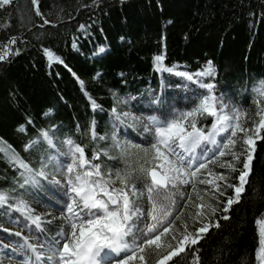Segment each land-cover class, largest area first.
Here are the masks:
<instances>
[{
    "label": "trees",
    "instance_id": "1",
    "mask_svg": "<svg viewBox=\"0 0 264 264\" xmlns=\"http://www.w3.org/2000/svg\"><path fill=\"white\" fill-rule=\"evenodd\" d=\"M12 37L16 43L10 47L21 51L0 61V138L25 161L24 144L52 125L60 136L82 145L92 160L93 151L106 143L93 139L92 131L107 135L114 93L130 97L153 89L174 100L166 81L175 86L182 80L164 81L167 73L154 67L161 54L165 66L191 71L211 61L217 90L237 96L249 117L256 114L249 94L264 81V0H37L35 5L10 0L0 5V49ZM44 48L64 64L49 63ZM19 125L27 131H18ZM108 163L119 168L113 159ZM14 175L0 155V189ZM137 175L133 179L143 188L145 181ZM173 211L175 218L178 212ZM263 214L264 131L245 190L229 207L228 219L218 209L213 221L219 227L213 224L196 246L169 264H255L256 220ZM2 215L0 210V223ZM149 254L147 264H155L157 256Z\"/></svg>",
    "mask_w": 264,
    "mask_h": 264
},
{
    "label": "snow or ice",
    "instance_id": "2",
    "mask_svg": "<svg viewBox=\"0 0 264 264\" xmlns=\"http://www.w3.org/2000/svg\"><path fill=\"white\" fill-rule=\"evenodd\" d=\"M36 2L37 0H32L33 5ZM9 4L10 0H0V5ZM36 11L39 15L38 8ZM44 23L49 21L45 20ZM80 28L84 29L85 26L80 25ZM15 43L16 37H12L8 44L0 49V61L19 54V48L13 50L10 47ZM97 51L103 52L104 49L98 47ZM43 52L49 63L56 61L64 64L63 59L51 49L44 48ZM163 59L162 54L155 57L154 67L158 71H167L188 81H194L205 92L197 96L196 102L188 110H176L168 98L155 95L153 103L159 105L157 110L163 119L150 116L147 117L146 124L135 115L119 112L113 106V121L127 124L130 118L133 126L141 123L143 131L152 137L150 144L121 142L113 133L112 143L99 151L94 150L92 160H89L84 147L68 137L61 141L66 148V152H61L54 139V133L42 128L36 137L30 138L23 146L26 152L38 151V167L34 168L0 138V155H3L19 173L20 181L17 183L20 188H44L51 184L59 188L65 198L61 213L65 227L61 228L55 237L45 238L39 249L30 243L27 237H22L21 233H14L20 238L17 244L24 253V264H42V261L43 264H147L148 249L157 256L155 264H167L173 257L183 253L186 246L197 244L213 224L219 227L218 220L211 219L218 207L205 203V197L197 192V180L200 184L210 185L215 189V192H211L209 188L203 190L209 192L214 200H219L226 193V188L217 181L222 180L227 188L233 189L234 194L222 201L225 213L223 218L228 219L226 213L229 207L240 200V194L244 191V184L251 170L255 139L264 131V108L258 110L259 119L254 124L252 134H249L250 130L244 127L241 121L244 113L227 102L223 95L216 96L213 83H204L201 80V77L213 74L211 61H208V67L203 71L189 73L177 71L176 65L165 66ZM72 74L75 76L74 72ZM77 80L79 81V77ZM79 82L83 85V81ZM254 91L264 96V81H261ZM89 99L93 107H96L95 101ZM202 117L211 118V124L198 126ZM51 128H55V125ZM18 131L26 132L27 129L24 125H19ZM238 132L243 133L239 137L245 155L242 161L240 155L232 151L237 144ZM92 137L107 139L97 136L94 130ZM45 145L47 149L44 148ZM129 148L143 153L144 163L137 168L127 166L129 162L125 157ZM115 150L119 152L113 157L110 153ZM226 154L232 156V161L242 163L237 184L228 183L227 173L216 172L209 167ZM101 155L111 159H123L125 167L111 169L102 167L100 162H93L99 161ZM232 161H225L218 166L235 171ZM133 173L138 174L137 178L142 176L148 181L143 185V189L148 193L149 207L146 212L135 199H130L137 197L139 192ZM199 175H203V179H199ZM49 176L52 177L51 181ZM58 176L63 177V180L57 179ZM188 184H191L193 192L197 193V199L192 202V219L199 221V225L192 232L187 230V223H184L183 229L176 227L180 216L172 218L171 207L175 204L176 192H179L181 197L185 195L180 186ZM161 189L165 190L163 196L159 194ZM154 192L157 193L155 197ZM12 199L14 202L9 203L8 194L0 192V206L22 213L26 222H31L34 228L44 231L41 216L33 214L34 210L28 202L22 197ZM187 200L191 201L192 196L188 195ZM184 207H188L187 201ZM256 224L259 226L260 244L256 255L259 260H264V221L257 219ZM170 229L179 231V237L171 234ZM168 236L176 243L169 242ZM162 237L165 239L162 240ZM161 249H165V254L161 255Z\"/></svg>",
    "mask_w": 264,
    "mask_h": 264
},
{
    "label": "rangeland",
    "instance_id": "3",
    "mask_svg": "<svg viewBox=\"0 0 264 264\" xmlns=\"http://www.w3.org/2000/svg\"><path fill=\"white\" fill-rule=\"evenodd\" d=\"M103 49L105 51L104 47ZM206 67H208V64L204 65L202 68L196 71H191V70H187L183 66H176V70L186 71L189 73H197V72L203 71ZM212 69H213V74L210 76H203L201 77V80L204 83H208V82L213 83L215 86L214 92L216 96L219 97L223 95L227 102H230L236 108H238L242 113H244V115L241 116V121L243 123V126L250 130L249 134H252V130L254 129V124L259 119L257 112L260 108H264V96H260L257 94L256 91H254L255 88L259 87L260 83L254 85L253 88H251V91L249 94L250 99H252L253 104L256 109L255 111L256 114H254L252 117H249L247 111L244 108V105L241 103V101L238 99L237 96H235L234 94H231V92H225V91L220 92L217 90L216 83H215L216 73H215V69L213 66H212ZM166 73L167 75L164 77V81L165 79L166 80L169 79V81H172V79L182 80L181 83H178L175 86H172V84H169L170 82L166 81L167 88L170 89V91H174L173 89L175 87H176L175 89H180L181 91V93L173 92L174 100H170L173 108L176 110H188L196 102L197 96L205 92V90L200 88L199 85L196 84L194 81H188L185 78L175 75L174 73H169L167 71ZM161 93H157L155 90H151L146 95L142 94V95H134L130 97H122L114 93L115 95H113V99L115 101V107L117 108L119 112H128L130 114H133L136 117L140 118V120L146 124L147 117H150V116H157L158 118L163 119V117L161 116V113L157 110L159 105L153 103L155 95L164 97L163 95H161ZM151 109L152 110L155 109L153 110L154 112H149ZM206 120H209L211 122V118L202 117L198 121V126L199 124L204 125ZM50 132L54 133V139L56 141L57 147L60 148V151L66 152V148L61 144V141H63L65 137L60 136L56 132L55 128H53ZM113 133H115L116 137L121 142L127 141L130 144H141V145H147L152 142L151 135L143 131V125L141 123H137L133 126L130 118L127 124L117 123V122H114L111 117L110 118V129H108L107 135L106 136L104 135V137L107 138V139H104L106 140V143L104 144L103 147H101V149L105 148L107 145H110L112 143L111 137ZM261 134H262V131L258 134V138L255 139V150L252 153L253 159L250 163V169L252 168L257 142L260 140ZM223 135L224 134H220V136H223ZM242 135L243 133H239V132L237 133V144L232 149V151H235L240 155L241 161L245 159V155L243 154V151H242V141L239 139V137H241ZM220 136L217 137L218 142L220 140ZM210 147H214V146H210ZM44 148L47 149V145H45ZM118 152L119 150L112 151L110 155L115 157L118 155ZM38 156H39V153L36 150L28 152L27 154V162H29L34 168L38 167ZM110 159L111 158L104 157L103 155H101L99 157V161H96V162H100L102 164V167L115 169L111 164L108 163ZM125 159H127V161L129 162L127 166L130 168H132V164H134L137 168L140 164L144 163L143 153L135 148L128 149V155L125 157ZM113 161H115L119 165V168L125 167V163L123 159H113ZM225 161H232V156L230 154H226L224 157H220L215 163L210 164L209 167L216 172L227 173L228 183L237 184L239 182L237 177H238L239 171L242 169V163L232 161L235 164L236 170L231 171L228 168H223V167L218 166L219 164ZM13 169L15 171V175L13 176L11 180H9V182L7 183L4 189H0V192H4L8 194L9 203L14 202V200L12 199L13 197H22L24 200H26L28 204L30 205L31 209L34 210L33 214L41 216L42 227L44 231H40L39 229L34 228L31 225V222H26L25 217L22 213L15 212V211H9V210H6L4 206H0V210L3 213L2 216L4 217V222L0 223V264H24V258H23L24 253L19 249L18 244H17V241L20 238L16 237L14 233L16 232L21 233L22 237H27L29 239V242L35 244L37 248L39 249L42 241L45 238L55 237L57 233L60 231V229L65 227L64 220L61 216L62 205L65 203L63 192L59 188L51 184H49L48 186L44 188L22 189L19 187V184L17 183L18 181H20L19 173L14 167ZM250 173H251V170L249 172V175ZM249 175L246 178V182L244 184V190L248 182ZM133 178L135 177L133 176ZM139 178L140 180L145 181L144 184L148 182L142 176H139ZM209 178L211 179V177ZM48 179L49 181H51L52 177L49 176ZM57 179L63 180V177L58 176ZM199 179H203V175H199ZM196 183H197V192H199L200 195L205 197V203H210L212 204L213 207H218V209L222 208V211H223V206L220 207V204H222V201L225 200L226 197L229 196L230 193H232V195L234 194L233 189L227 188V186L224 184V181L220 180V181H217V183L221 184L223 187L226 188V193H225V196L220 197L219 200H214L211 197L209 192L203 191L205 188H209L211 192H215L214 188H211L210 185L200 184L198 180L196 181ZM136 187L139 190L138 195L135 198L130 197V199H135L138 205L142 209H144L146 212L147 208L149 207V202L147 198L148 193L143 188L138 187L137 185ZM13 189L15 190L13 191ZM180 190L183 191L185 195L181 197L179 192H176L174 195L175 204L171 205V207L175 211L178 212L176 215L180 216V220L176 221V227L183 229L184 223H181V222L179 223V221H181V219L188 220V222H185L188 225L187 230L189 232H192L194 228L199 225V221H194L192 219V214L194 213L192 202L197 199V193L193 192L191 184L181 185ZM159 194L163 196L165 194V190L161 189ZM156 195L157 193L154 192L153 196L155 197ZM188 195L192 196L191 201L187 200ZM186 201L188 204L187 208L184 207V204ZM173 214H174V211H173ZM216 214H217V211L215 212L213 216H211L212 220L216 219ZM258 219L264 221V215L260 216ZM256 228H257V235H258V245L256 248V252H257V249L260 246L259 226L257 224H256ZM170 233L178 237L180 235L179 231L174 232L171 229H170ZM164 239L165 238L162 237V240ZM167 239L169 240V242L173 244L176 243V241L171 240L170 236H168ZM194 246H196V244L186 246L185 250L191 249ZM149 250L150 249L146 250L147 256L150 255ZM256 252H255V264H259ZM160 253L161 255L165 254V249H161ZM174 258L175 257H173L172 260ZM172 260L168 261L167 264L172 262ZM196 261L197 259L195 260V262Z\"/></svg>",
    "mask_w": 264,
    "mask_h": 264
},
{
    "label": "bare ground",
    "instance_id": "4",
    "mask_svg": "<svg viewBox=\"0 0 264 264\" xmlns=\"http://www.w3.org/2000/svg\"><path fill=\"white\" fill-rule=\"evenodd\" d=\"M260 247V246H259ZM258 262H259V264H264V260H259L258 259Z\"/></svg>",
    "mask_w": 264,
    "mask_h": 264
}]
</instances>
